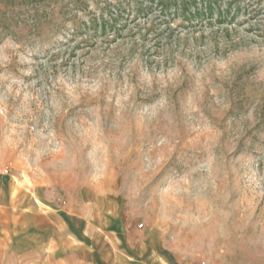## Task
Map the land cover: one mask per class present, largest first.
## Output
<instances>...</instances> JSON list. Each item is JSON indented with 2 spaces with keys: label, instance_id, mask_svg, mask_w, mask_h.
<instances>
[{
  "label": "rangeland",
  "instance_id": "rangeland-1",
  "mask_svg": "<svg viewBox=\"0 0 264 264\" xmlns=\"http://www.w3.org/2000/svg\"><path fill=\"white\" fill-rule=\"evenodd\" d=\"M0 264H264V0H0Z\"/></svg>",
  "mask_w": 264,
  "mask_h": 264
},
{
  "label": "crops",
  "instance_id": "crops-1",
  "mask_svg": "<svg viewBox=\"0 0 264 264\" xmlns=\"http://www.w3.org/2000/svg\"><path fill=\"white\" fill-rule=\"evenodd\" d=\"M33 229L38 232V235H43L46 232H50L57 220L56 215H45L40 213H34L31 216Z\"/></svg>",
  "mask_w": 264,
  "mask_h": 264
},
{
  "label": "trees",
  "instance_id": "trees-1",
  "mask_svg": "<svg viewBox=\"0 0 264 264\" xmlns=\"http://www.w3.org/2000/svg\"><path fill=\"white\" fill-rule=\"evenodd\" d=\"M114 22H115V21L113 20L112 23L115 24ZM94 24H96V21H94ZM101 27H102L103 29H106L107 24L104 22L103 25H101Z\"/></svg>",
  "mask_w": 264,
  "mask_h": 264
},
{
  "label": "built area",
  "instance_id": "built-area-1",
  "mask_svg": "<svg viewBox=\"0 0 264 264\" xmlns=\"http://www.w3.org/2000/svg\"><path fill=\"white\" fill-rule=\"evenodd\" d=\"M4 172H6V171H4Z\"/></svg>",
  "mask_w": 264,
  "mask_h": 264
}]
</instances>
